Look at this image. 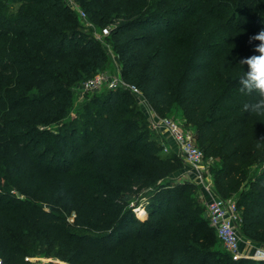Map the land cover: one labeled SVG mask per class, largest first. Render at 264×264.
<instances>
[{
	"label": "trees",
	"instance_id": "trees-1",
	"mask_svg": "<svg viewBox=\"0 0 264 264\" xmlns=\"http://www.w3.org/2000/svg\"><path fill=\"white\" fill-rule=\"evenodd\" d=\"M11 1L12 13L0 2V264H33L35 252L50 264H264L203 234L204 221L215 229L195 202L201 186L173 177L182 159L151 139L128 90L43 127L67 115L71 74L94 75L107 52L62 0ZM134 1L108 36L122 79L158 115L177 107L212 160L215 193L234 198L240 233L264 248V163L249 175L264 118L242 114L251 98L237 80L239 61L258 55L249 37L264 29V0ZM77 2L101 26L119 15L109 0Z\"/></svg>",
	"mask_w": 264,
	"mask_h": 264
},
{
	"label": "built area",
	"instance_id": "built-area-1",
	"mask_svg": "<svg viewBox=\"0 0 264 264\" xmlns=\"http://www.w3.org/2000/svg\"><path fill=\"white\" fill-rule=\"evenodd\" d=\"M67 5L77 12V14L85 18L87 16L84 9L79 5L76 0H64ZM110 34V28L104 26L96 37H108ZM109 46V45H108ZM110 48V46H109ZM124 88L128 90L134 97L136 104L141 106L147 116L149 127L153 130L160 132L171 138L176 146L177 150L174 151L181 159L182 162L189 166L190 170L184 171L182 174L185 180L193 179L201 186L205 191L203 196L206 198L205 213L209 224L215 229L216 235L222 247L230 253L234 259L250 258L253 260H264V248L245 238L240 233V210L238 209L233 197L221 198L213 189L212 175L209 172V166L204 165V152L200 148L195 139V132L193 128L186 125L185 120L179 117L173 116H160L155 113L142 91L135 85L124 81L119 73L118 76L105 72H97L94 75L86 78L80 87L78 92V99L84 100L86 96L94 91H101L107 89ZM164 144V143H163ZM162 151L168 152V146L163 145ZM211 160V159H209ZM143 210L138 211V215H142ZM244 240L245 248H241V242ZM28 260L32 262L30 257ZM53 259L50 258L46 263H50ZM58 264H63L58 261ZM35 264L34 262H32Z\"/></svg>",
	"mask_w": 264,
	"mask_h": 264
},
{
	"label": "rangeland",
	"instance_id": "rangeland-1",
	"mask_svg": "<svg viewBox=\"0 0 264 264\" xmlns=\"http://www.w3.org/2000/svg\"><path fill=\"white\" fill-rule=\"evenodd\" d=\"M62 1L65 5H67L64 0H62ZM109 1L112 3L116 12H118V14H119L118 16H116V18H117L116 20L111 21V22H109V24H107V27H109V28L111 26H113L114 22H118L121 20L120 15L123 14L124 12H126L125 10H127V9L131 10L136 6V2L134 0H109ZM0 2L4 6L7 7V12H10V13L15 12L17 6L19 5L18 2H12L11 0H0ZM72 12H73V15L75 16V22L77 23V30L79 32L83 33L84 36L86 37V39H91L97 45L106 49V52H107L106 65L104 66L103 69L98 70L95 73L105 72V73H109L111 75L113 74L114 76H118L120 73L119 59H118L117 54H115L111 50V48H109L108 37H99V38L96 37V35L100 32L101 28L104 26H101V25H98V24L92 22L87 13H86L87 16L85 18H82L73 9H72ZM77 73L79 74V76L76 75ZM85 76H86V74L79 71V69H77L74 74H71L70 82L68 83L69 84L68 88L70 90V99L71 100H70V103L68 105L67 115L64 117L55 118L53 120L52 119L47 120L45 122L46 125H44L43 127H47L49 129L56 128L57 122H65L69 118L77 117V119L79 121L82 120V114L86 113V109L84 108L85 102H90L93 97L99 95L103 91V90H101L100 92L99 91L91 92L86 96L88 98L86 101H82V100L79 101L78 92L80 90L82 82L85 80ZM136 108H137V110H139V114L137 115V118H138L139 122L142 124V126L148 130L151 139L157 141L160 144L159 145L160 147H163L164 144L167 145L168 146V152L167 153L173 152V150L170 148V145L167 143V141L165 139L160 138L161 133L156 131V130H153L151 127H149V122L147 120V116H146L144 109L141 106H139L138 104H137ZM173 115L182 118L181 114L179 113V111L175 105H173ZM263 163H264V146H263L262 153H261L259 160L251 165V168L249 170V175L256 173L257 170L260 168V166ZM204 165L206 167L213 165L212 160L205 159ZM186 170L188 171V170H190V168L188 165L183 163V167L181 169H179L178 172H176V174L173 175V177L176 178V180H178L180 182L189 181V179L185 180L184 179L185 177L182 175V174H184V171H186ZM190 175H192L191 170H190ZM191 181H194V180L191 179ZM194 197H195V202L199 208L201 215L205 216L206 198L203 196L200 188L199 189L196 188L194 190ZM142 208L143 207H140V206L137 207L138 211ZM138 211H137V214H138ZM202 229H203V234H205L206 236L208 234H210V237H212L214 240H218L215 232L213 230L211 231L209 229V225H208L207 221H204V227H202ZM217 246L223 248L220 243H218ZM29 257L32 259V262H34L35 264H50V263H48L49 262L48 260L51 257L44 256L42 253L35 252V253H32L31 255H29ZM45 260H47L48 262L46 263Z\"/></svg>",
	"mask_w": 264,
	"mask_h": 264
},
{
	"label": "clouds",
	"instance_id": "clouds-1",
	"mask_svg": "<svg viewBox=\"0 0 264 264\" xmlns=\"http://www.w3.org/2000/svg\"><path fill=\"white\" fill-rule=\"evenodd\" d=\"M258 41L255 44L254 54L243 58L239 64L247 66L237 78L239 91L250 97L242 104V114L256 115L264 118V29L249 37V43Z\"/></svg>",
	"mask_w": 264,
	"mask_h": 264
},
{
	"label": "crops",
	"instance_id": "crops-1",
	"mask_svg": "<svg viewBox=\"0 0 264 264\" xmlns=\"http://www.w3.org/2000/svg\"><path fill=\"white\" fill-rule=\"evenodd\" d=\"M160 138L161 139H165L166 141H167V143L170 145V148L173 150V151H176L177 150V146H176V144H175V142L171 139V138H169V137H167V136H165V135H162L161 134V136H160ZM213 180V179H212ZM200 186V185H199ZM202 189V188H201ZM205 193V191H203L202 190V194H204ZM245 241L244 240H242V242H241V248H245L246 246H245Z\"/></svg>",
	"mask_w": 264,
	"mask_h": 264
}]
</instances>
